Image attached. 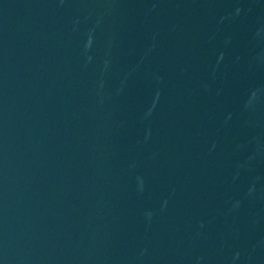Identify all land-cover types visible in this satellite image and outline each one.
I'll return each instance as SVG.
<instances>
[{"label":"water","instance_id":"1","mask_svg":"<svg viewBox=\"0 0 264 264\" xmlns=\"http://www.w3.org/2000/svg\"><path fill=\"white\" fill-rule=\"evenodd\" d=\"M0 264H114L1 74Z\"/></svg>","mask_w":264,"mask_h":264}]
</instances>
